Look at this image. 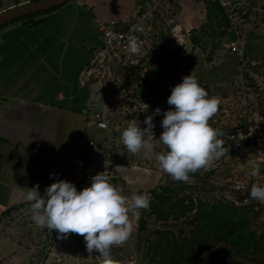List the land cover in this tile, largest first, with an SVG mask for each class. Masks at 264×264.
<instances>
[{"label":"crops","instance_id":"crops-1","mask_svg":"<svg viewBox=\"0 0 264 264\" xmlns=\"http://www.w3.org/2000/svg\"><path fill=\"white\" fill-rule=\"evenodd\" d=\"M26 1L0 0V12ZM136 2L69 0L36 16L35 24L15 20L0 28V264L19 263L4 221L30 207L28 188L38 185L42 193L53 180L65 179L80 190L97 173L91 144H105L108 130L92 121L99 87L81 82L82 71L101 45L95 19L120 23ZM198 44L189 39L172 51L150 49L144 79L159 97L167 98L183 75L194 72L189 65L209 58Z\"/></svg>","mask_w":264,"mask_h":264},{"label":"rangeland","instance_id":"rangeland-1","mask_svg":"<svg viewBox=\"0 0 264 264\" xmlns=\"http://www.w3.org/2000/svg\"><path fill=\"white\" fill-rule=\"evenodd\" d=\"M238 2L246 8V16L242 21L238 20L240 16L235 22L232 21L224 35L212 33L207 27L195 32L199 39V50L202 54L209 51L210 55L208 59L201 56L202 60H197L189 67L193 68L194 75L207 94L219 98L217 112L210 118V124L216 128L226 127L227 130L242 122L244 129L249 132L246 143L232 150L229 143L223 141L222 154L207 167L190 173L186 181L173 180L159 169L155 160V153L164 150L163 145L154 144L152 153L141 149L133 154L127 152L121 142V130L129 122H139L140 127H145L144 117L156 107L161 109V113L153 116L152 131L156 133L155 139L158 138L162 131L158 118L162 119L163 110L172 107L166 103V96L159 97V94L146 86L144 88L138 81L135 84L146 95L148 111L122 108L123 103H116V111L111 114L115 125L106 131L104 141L107 142L100 145L99 156L92 158L98 167L97 172L105 171L110 181L129 199L133 192L150 194V190L157 185L175 186L179 195L188 194L193 200L200 198L251 208L257 214L252 219L253 226L258 233L264 234V202L248 195L253 183H264V0ZM195 5L200 6V2ZM171 9L177 11L178 15L180 11L187 10L177 4L172 5ZM193 14L191 9L188 15ZM186 15L182 17L183 22ZM197 20L203 24V20ZM191 21L194 22V18ZM166 36L162 32L153 34L154 47L151 50L172 51L166 46ZM231 42L238 44L241 55L231 51L228 47ZM173 82L174 79L169 83ZM253 166L259 168L255 177L250 175ZM145 211V208H141L135 210V214L129 213L134 223L131 234L125 242L110 248L116 264H148L142 256V237L154 236L153 229L168 226L174 230L179 227L186 229L183 218L178 221L168 219L164 223L152 217L147 220L145 229L141 230L138 220ZM4 224L9 233L13 232V241L18 246V264H100V257L95 250L91 254L85 251L82 235L70 232L66 238L63 234L58 238L56 230L35 225L30 207L16 211L5 219Z\"/></svg>","mask_w":264,"mask_h":264},{"label":"clouds","instance_id":"clouds-1","mask_svg":"<svg viewBox=\"0 0 264 264\" xmlns=\"http://www.w3.org/2000/svg\"><path fill=\"white\" fill-rule=\"evenodd\" d=\"M127 48L132 54L140 50L135 35L129 34ZM166 103L172 107L163 110L159 137L154 139L153 116L161 113L156 107L140 123L129 122L120 132V139L127 152L141 149L152 153L153 145H163L164 150L155 153L158 167L173 180L186 181L190 173L207 167L223 152L222 137L225 133L210 124L217 112L219 98L209 96L191 71L170 89ZM259 168L253 166L250 175L255 177ZM52 174L50 173V176ZM89 184L77 190L75 184L65 179H55L43 192L38 185L28 188L25 199L30 202L31 219L38 227L56 230L58 238L71 233L82 235L85 251L94 250L100 264H116L110 254L113 245L127 240L134 223L129 213L147 208L150 194H131L130 199L110 181L105 171L89 177ZM249 197L264 202V183H253Z\"/></svg>","mask_w":264,"mask_h":264},{"label":"trees","instance_id":"trees-1","mask_svg":"<svg viewBox=\"0 0 264 264\" xmlns=\"http://www.w3.org/2000/svg\"><path fill=\"white\" fill-rule=\"evenodd\" d=\"M196 3L194 0H178L176 3L178 7L189 10L180 11L178 20L190 30L192 42L199 43L195 32L205 27L219 36L224 35L230 22L217 0H202L200 6L195 5ZM58 7L11 21L22 20L25 24H35L38 22L36 16ZM191 9L194 12L192 16L188 15ZM183 15L187 16L184 22ZM192 18L194 22L191 21ZM199 18L203 20V24L197 20ZM5 25L6 23L0 28ZM138 81H141L144 88L146 86L151 91L158 92L144 78L138 77ZM238 125L245 128L242 122ZM225 128L219 129L225 134L233 130ZM245 143V140L241 141L242 145ZM177 190V187L168 185H157L152 188L145 214L139 217L141 230L145 229L147 220L152 217L155 221L164 223L168 219L178 221L183 218L186 228L179 227L176 230L169 226L155 228L154 236H143L142 256L147 259L148 264H264V234L258 233L254 228L252 219L257 214L251 208L221 201L210 202L200 198L193 200L188 194L179 195Z\"/></svg>","mask_w":264,"mask_h":264},{"label":"built area","instance_id":"built-area-1","mask_svg":"<svg viewBox=\"0 0 264 264\" xmlns=\"http://www.w3.org/2000/svg\"><path fill=\"white\" fill-rule=\"evenodd\" d=\"M201 2L202 0H194ZM239 0H217L231 23L239 21L247 13ZM178 0H137L131 15L118 22L105 23L95 19L101 35V45L93 50L88 65L82 71L81 82L93 81L99 87L100 106L91 112L92 121L101 130H110L115 125L116 103L122 108L148 111L149 105L145 93L136 87L138 77L144 78L149 72L148 54L152 48L153 34L162 32L167 35V48L175 49L190 39V30L178 20V12L171 9ZM129 34L135 35L140 50L132 54L127 48ZM232 52L241 55L238 44L228 45ZM154 68V67H153ZM119 101V102H117ZM161 118H158V122ZM153 138L155 139V131ZM249 132L240 125L226 132L222 141H228L230 148L236 150ZM101 143L91 144L90 156L98 157Z\"/></svg>","mask_w":264,"mask_h":264},{"label":"water","instance_id":"water-1","mask_svg":"<svg viewBox=\"0 0 264 264\" xmlns=\"http://www.w3.org/2000/svg\"><path fill=\"white\" fill-rule=\"evenodd\" d=\"M69 0H29L0 12V26L13 19L60 6Z\"/></svg>","mask_w":264,"mask_h":264}]
</instances>
